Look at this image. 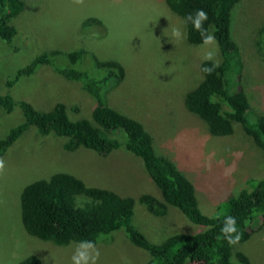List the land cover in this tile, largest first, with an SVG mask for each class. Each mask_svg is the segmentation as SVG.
<instances>
[{
  "label": "rangeland",
  "instance_id": "374dc122",
  "mask_svg": "<svg viewBox=\"0 0 264 264\" xmlns=\"http://www.w3.org/2000/svg\"><path fill=\"white\" fill-rule=\"evenodd\" d=\"M233 10L231 35L239 46L241 67H235L239 71L230 74L229 83L243 87L252 108L264 112V55L257 30L264 22V0H241ZM88 17L100 23L83 25ZM11 24L17 29L12 41L0 38V94L7 91L40 110L63 102L72 118L90 117L93 98L77 81L64 78L50 65L20 76L11 88L6 86L19 67L43 51L83 48L99 59L117 60L124 66L125 79L106 94V102L142 122L156 151L172 159L193 183L201 212L218 213L217 206L237 186L247 183L251 187L248 179L264 177V155L239 125L232 135L214 136L199 117L186 110L182 95L200 79L201 57L209 48L191 45L186 38L175 41L172 29L179 26L185 33L186 29L183 19L164 0H84L82 5L73 0H24L23 10ZM89 56L83 67L93 76H102L104 71L96 69ZM65 58L58 55L54 65L61 66ZM215 59H220L218 52ZM21 120L18 106L11 113L0 107V138ZM62 143L30 126L0 156L5 162L0 173V264H14L30 254L38 255L43 264H71L77 242L57 245L23 228L20 195L34 180L69 172L87 186L135 198L142 193L160 198L141 159L132 152L119 148L100 155L83 146L66 150ZM229 168L234 170L225 176ZM132 222L152 243H161L176 232L204 229L174 206L156 216L138 201ZM249 231L234 251L243 252L251 264H264V228L259 229L256 221ZM107 236L95 244L100 252L97 264H148L150 259L158 263L133 245L123 229ZM232 262L241 264L235 256Z\"/></svg>",
  "mask_w": 264,
  "mask_h": 264
},
{
  "label": "trees",
  "instance_id": "16d2710c",
  "mask_svg": "<svg viewBox=\"0 0 264 264\" xmlns=\"http://www.w3.org/2000/svg\"><path fill=\"white\" fill-rule=\"evenodd\" d=\"M164 1L183 22L189 13L204 9L208 14L204 28L218 41L219 67L207 74L202 68L213 62L201 61L200 79L182 95L186 110L199 117L214 136L232 135L235 126L239 125L264 155V112L252 108L243 87L229 83L230 74L239 71L235 67L241 65L239 46L231 35L233 9L241 0ZM23 8L24 0H0V38L7 43L17 33L11 20ZM98 23L100 19L95 17L83 21V25ZM185 29L186 40L191 45H202L201 35L191 22ZM257 30L264 55V22ZM87 54H90L94 67L104 71L102 76H93L83 67ZM58 55L66 56L61 66L54 65ZM41 65H50L64 78L77 81L94 100L90 117L72 118L63 102L55 103L48 110H40L26 100H16L6 91L0 94V107L3 112L11 113L18 106L22 120L0 138V156L30 126H34L40 135L62 139V147L66 150L83 146L106 155L123 148L141 159L145 171L159 189L160 198L151 193H142L136 198L124 196L107 188L87 186L72 173L55 172L47 179L28 183L22 190L21 220L26 233L57 245L83 240L96 244L100 238L123 229L128 240L146 250L158 261L157 264H233V256L241 264H251L243 252L234 251L235 245L219 238L220 230L227 215L236 217L238 231L242 233L239 242L249 237L252 222L257 221L259 229L264 228V177L256 181L248 179L252 182L251 187L244 183L234 191L230 190L228 193L231 194L217 206L218 213L208 215L201 212L193 183L172 159L156 151L153 137L142 122L106 102V94L126 76L119 61L99 59L83 48L67 52L57 49L43 51L19 67L14 77L6 81V86L11 88L20 76L34 73ZM110 134H118L121 138ZM79 196L83 198L79 199ZM137 201L156 216L165 215L169 206H174L190 222L204 229L194 233L176 232L161 243H152L133 225ZM14 264L43 263L38 255L30 254ZM148 264H153L151 259Z\"/></svg>",
  "mask_w": 264,
  "mask_h": 264
},
{
  "label": "clouds",
  "instance_id": "9594fccd",
  "mask_svg": "<svg viewBox=\"0 0 264 264\" xmlns=\"http://www.w3.org/2000/svg\"><path fill=\"white\" fill-rule=\"evenodd\" d=\"M75 4L82 5L84 0H73ZM208 20V14L204 9H197L195 13H189L184 19V25L186 26L188 22L193 24L194 29L200 33L202 46L208 47L209 50L204 53L201 57L202 61H212L211 66H205L202 71L211 74L215 68L219 67V62L216 61L215 57L218 52V41L214 34L209 33L207 29L204 28V22ZM172 37L175 41H180L186 38V33L181 27H175L172 29ZM5 168V162L0 158V173L3 172ZM234 169H225L224 175H231ZM221 236L229 245L238 244L242 233L238 231L236 217L227 215L224 218V224L221 227ZM100 252L96 248L95 243L89 240L80 241L71 256V264H97Z\"/></svg>",
  "mask_w": 264,
  "mask_h": 264
}]
</instances>
